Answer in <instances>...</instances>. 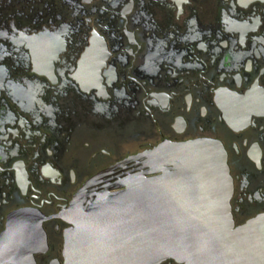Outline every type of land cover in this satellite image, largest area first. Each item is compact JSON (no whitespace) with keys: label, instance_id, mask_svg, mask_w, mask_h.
Returning <instances> with one entry per match:
<instances>
[{"label":"flooded vegetation","instance_id":"1","mask_svg":"<svg viewBox=\"0 0 264 264\" xmlns=\"http://www.w3.org/2000/svg\"><path fill=\"white\" fill-rule=\"evenodd\" d=\"M197 139L225 153L234 228L264 215V0H0V264H66L90 178Z\"/></svg>","mask_w":264,"mask_h":264},{"label":"water","instance_id":"2","mask_svg":"<svg viewBox=\"0 0 264 264\" xmlns=\"http://www.w3.org/2000/svg\"><path fill=\"white\" fill-rule=\"evenodd\" d=\"M131 160L145 169L103 191L99 173L73 197L66 264H264V215L234 228L220 144L164 142Z\"/></svg>","mask_w":264,"mask_h":264}]
</instances>
